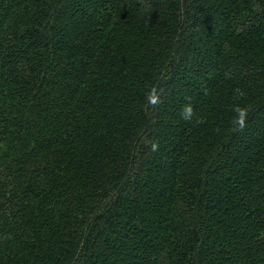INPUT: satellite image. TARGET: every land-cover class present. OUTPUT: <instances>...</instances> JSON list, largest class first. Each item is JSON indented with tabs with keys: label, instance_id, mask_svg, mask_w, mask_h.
I'll list each match as a JSON object with an SVG mask.
<instances>
[{
	"label": "trees",
	"instance_id": "1",
	"mask_svg": "<svg viewBox=\"0 0 264 264\" xmlns=\"http://www.w3.org/2000/svg\"><path fill=\"white\" fill-rule=\"evenodd\" d=\"M0 264H264V0H0Z\"/></svg>",
	"mask_w": 264,
	"mask_h": 264
},
{
	"label": "clouds",
	"instance_id": "2",
	"mask_svg": "<svg viewBox=\"0 0 264 264\" xmlns=\"http://www.w3.org/2000/svg\"><path fill=\"white\" fill-rule=\"evenodd\" d=\"M236 98L240 99L244 97L245 93L240 88L234 90ZM207 95V93H205ZM162 92L158 90L156 86L149 89L146 94L145 100L146 105L152 109L157 108L162 103ZM232 112L234 113L232 118V125L234 130L243 131L247 127V119L249 114V109L247 106H240L238 103L232 107ZM194 116V109L191 103L185 104L181 109V118L185 121H192ZM196 123H201L200 118H196ZM159 150V145L156 141L151 142V151L156 152Z\"/></svg>",
	"mask_w": 264,
	"mask_h": 264
}]
</instances>
